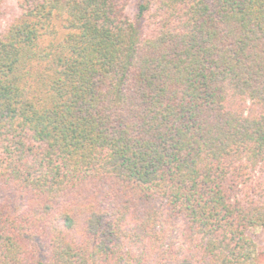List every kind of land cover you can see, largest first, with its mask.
<instances>
[{
  "label": "trees",
  "instance_id": "trees-1",
  "mask_svg": "<svg viewBox=\"0 0 264 264\" xmlns=\"http://www.w3.org/2000/svg\"><path fill=\"white\" fill-rule=\"evenodd\" d=\"M129 2L0 30V264H264V0Z\"/></svg>",
  "mask_w": 264,
  "mask_h": 264
},
{
  "label": "rangeland",
  "instance_id": "rangeland-1",
  "mask_svg": "<svg viewBox=\"0 0 264 264\" xmlns=\"http://www.w3.org/2000/svg\"><path fill=\"white\" fill-rule=\"evenodd\" d=\"M141 0H130L128 7L126 9V14L128 16L129 19H131L132 21H134L136 19V8L137 5L140 4ZM15 3L16 0H5V2L2 4L1 10H3L5 13L4 16H0V30L2 29V27L5 25L7 18L9 17V13L11 12V10H13V12L15 13ZM255 234H258V231L255 232Z\"/></svg>",
  "mask_w": 264,
  "mask_h": 264
}]
</instances>
